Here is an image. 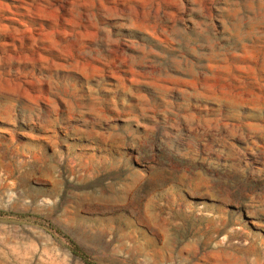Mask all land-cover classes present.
Here are the masks:
<instances>
[{"label": "rangeland", "instance_id": "374dc122", "mask_svg": "<svg viewBox=\"0 0 264 264\" xmlns=\"http://www.w3.org/2000/svg\"><path fill=\"white\" fill-rule=\"evenodd\" d=\"M74 250L264 264V0H0V264Z\"/></svg>", "mask_w": 264, "mask_h": 264}, {"label": "trees", "instance_id": "16d2710c", "mask_svg": "<svg viewBox=\"0 0 264 264\" xmlns=\"http://www.w3.org/2000/svg\"><path fill=\"white\" fill-rule=\"evenodd\" d=\"M75 249V248H74ZM74 254H76L75 253V250H74V252H73ZM76 255H78L86 264H91V262H89L87 259H86V256H85V254L84 253H82L81 251L79 252V254H76Z\"/></svg>", "mask_w": 264, "mask_h": 264}]
</instances>
